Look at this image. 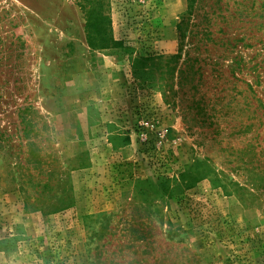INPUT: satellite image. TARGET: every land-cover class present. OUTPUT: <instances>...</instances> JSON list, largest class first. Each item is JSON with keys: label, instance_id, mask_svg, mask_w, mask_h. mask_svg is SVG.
<instances>
[{"label": "rangeland", "instance_id": "obj_1", "mask_svg": "<svg viewBox=\"0 0 264 264\" xmlns=\"http://www.w3.org/2000/svg\"><path fill=\"white\" fill-rule=\"evenodd\" d=\"M0 264H264V0H0Z\"/></svg>", "mask_w": 264, "mask_h": 264}, {"label": "trees", "instance_id": "obj_2", "mask_svg": "<svg viewBox=\"0 0 264 264\" xmlns=\"http://www.w3.org/2000/svg\"><path fill=\"white\" fill-rule=\"evenodd\" d=\"M108 20V19H106ZM99 22V18L97 22H94L93 25V29H97L100 26ZM102 42V40H101ZM105 42V41H103ZM109 42V41H108ZM102 49H105V47H101ZM121 53L124 54V48L121 49ZM146 61H152V58H141V57H137L132 59L131 62V66H132V74L134 75V77H142V75L144 74V70H141V66L143 65V63H145Z\"/></svg>", "mask_w": 264, "mask_h": 264}]
</instances>
